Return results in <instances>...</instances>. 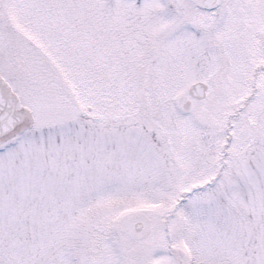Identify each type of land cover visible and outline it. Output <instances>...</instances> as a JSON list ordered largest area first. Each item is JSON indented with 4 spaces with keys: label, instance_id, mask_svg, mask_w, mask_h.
<instances>
[{
    "label": "snow or ice",
    "instance_id": "obj_1",
    "mask_svg": "<svg viewBox=\"0 0 264 264\" xmlns=\"http://www.w3.org/2000/svg\"><path fill=\"white\" fill-rule=\"evenodd\" d=\"M0 264H264V0H0Z\"/></svg>",
    "mask_w": 264,
    "mask_h": 264
}]
</instances>
